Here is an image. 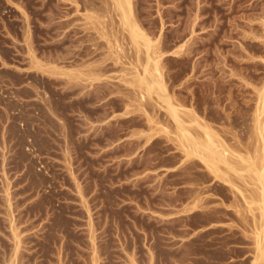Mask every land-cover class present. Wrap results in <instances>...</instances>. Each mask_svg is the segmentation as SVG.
Returning a JSON list of instances; mask_svg holds the SVG:
<instances>
[{
    "label": "rangeland",
    "instance_id": "1",
    "mask_svg": "<svg viewBox=\"0 0 264 264\" xmlns=\"http://www.w3.org/2000/svg\"><path fill=\"white\" fill-rule=\"evenodd\" d=\"M108 3L0 0V264H251L250 180L230 173L242 192L186 157L128 83L141 63ZM133 3L174 102L261 154L264 0Z\"/></svg>",
    "mask_w": 264,
    "mask_h": 264
},
{
    "label": "bare ground",
    "instance_id": "2",
    "mask_svg": "<svg viewBox=\"0 0 264 264\" xmlns=\"http://www.w3.org/2000/svg\"><path fill=\"white\" fill-rule=\"evenodd\" d=\"M108 2H109L108 4L110 5L109 7H111V9H113V11L115 12V15L117 16L116 17L117 23L120 27L121 32H123V33L125 32L128 36V39L130 40V44L129 43H127V44H129L130 46L132 45L136 49V51H135V52H137L136 53L137 54L136 60L138 61V64H139V62L141 63V64H139L141 68H139L138 67L139 65H137L135 73L133 74L131 81L128 82L129 81V79H128L127 82L131 83V84H136L138 86V87L136 86L135 88H139V91H140L139 94H141L142 100L147 99V98L154 99L155 102L158 104L157 105L158 107L160 106V108L165 109V111H167V113H169L168 116L170 115V117L172 118L171 120L173 121V123L175 125V129H176L174 131L175 132L174 136L177 139L179 147H181L183 149V152H185L184 154H186V157H189V158L197 157V158H199L202 161V163L206 165L207 169H209V171H210L209 173L212 172L213 175L216 176V178L224 179V181L227 182L228 184H230L231 187H234L238 190H240L241 188H240V186H238V183H236V181L233 180L234 175H236L237 177H240L244 180H246L247 178H248V180H250V181H246V184L247 183L250 184L249 187H250V190L252 188V190H251L252 194L251 195L253 197L250 194L247 195L248 197L246 195H244V199H245L246 203L249 205V207L251 208V211H252V208L256 205L255 206L256 208L254 207L253 211L251 212V214L253 216V220H254L253 224L255 225V227H253V228H255L254 234H252V235H254L255 257H254V260H252L251 264H264V119H263L264 117L263 118L261 117L264 114V91H262V93L260 92L261 94L259 96L260 97L259 103L261 105H258V106L256 105L257 106L256 107L257 109L255 111L256 115L254 114V116H256L254 119L255 120V127H254L255 130L253 128V131H255L257 133V135L256 134L255 135L260 137V139L262 138V140H263V141H260L261 144H263V145H261L262 147L259 145L262 148V153L253 155V154H251V152L250 153L247 152V154H244L241 152L242 150L236 151L235 149L237 148V145H236V148L234 147L235 148L234 149L233 146H231L232 143L230 145L228 142L225 141L226 138L223 140V138H221L220 135H219L220 137H218L219 133H216L217 135L215 134L216 131L214 132V130H213L214 127L212 128V126H210L209 123L204 121L205 119L201 120L198 118V115L196 116L193 113V112H195V111H192L194 109V107H193V109H190V110L186 109L185 110V109H183V107L181 108V106H182L181 104L178 105L177 103L174 102L175 100H173L172 95H170V93L167 90L168 88L166 86L164 76L162 73V69H161L162 68V66H161L162 61L161 60H162V58L164 59V57H165V56H163L164 52H162L163 49H162V46L160 45V42L162 44V41L160 39L161 36L157 37L158 39L155 38V40L153 38H151V36L149 35L150 32L148 33L144 29V27H143L144 23L142 22L143 23V25H142V23L139 20L140 19L139 14H142L143 12L140 13L141 11H138L139 14H137L133 0H108ZM221 4H223V3H221ZM198 5H199V3H198ZM138 9H140V8H138ZM89 17H91V16H89ZM151 21H153V20L151 19ZM162 23L163 22H161V24ZM163 29L161 28V32ZM117 31H118V28H117ZM250 34H251V32H250ZM122 36H123V34H122ZM127 36H126V38H127ZM261 36H260V38H261ZM253 37H255V36H253ZM250 38H251V36H250ZM262 39H264V37ZM124 40H126L125 37H124ZM126 41H128V40H126ZM162 45L164 46V44H162ZM183 45H184V43H183ZM179 50H180V48H179ZM176 51L179 52L178 50H176ZM142 52L144 53L143 54L144 57H143V55L141 57ZM177 52L174 51V53H177ZM135 64L133 65V67H135ZM37 66H40V64H37ZM96 79H98V77ZM131 84H130V86H132ZM137 92H138V89H137ZM174 96H175V93H174ZM256 97H257V95H256ZM145 104H147V103H145ZM151 119H153V118L151 117ZM252 120H253V118H252ZM156 122H158V121H156ZM158 124H160V123H157V125ZM155 130H156V128H155ZM167 134H168V132H167ZM170 135L171 134H169V137H170ZM231 137H234V136H231ZM253 138L256 139L255 137H253ZM236 139H238V138H236ZM237 141H239V140H237ZM259 148L257 147L258 150H259ZM239 150H240V148H239ZM255 152L257 153V151H255V149H254V153ZM231 172H232V174L235 173L233 175V178H231V176H232L230 174ZM242 192H243V190H242ZM246 193H247V191H246ZM248 193H249V191H248ZM248 198H249V200H248ZM208 199H210V198H208ZM225 207H226V205H225ZM212 211H213V209H212ZM257 211H258V213H256ZM181 215H182V213H181ZM15 232H17V231H15ZM249 237H250V235H249Z\"/></svg>",
    "mask_w": 264,
    "mask_h": 264
},
{
    "label": "built area",
    "instance_id": "3",
    "mask_svg": "<svg viewBox=\"0 0 264 264\" xmlns=\"http://www.w3.org/2000/svg\"><path fill=\"white\" fill-rule=\"evenodd\" d=\"M9 95L8 89H7V85L6 83L2 80V78L0 77V101H2V99L7 98ZM20 107L16 110V114H18L19 111H21V108H24L22 105V103H20ZM4 105L2 103H0V113L3 110ZM13 114V111H11ZM19 126L22 129H25L28 125L27 122L25 120H19L18 121ZM3 128V127H2ZM31 150L33 149L32 145L27 146V149L29 150L30 148Z\"/></svg>",
    "mask_w": 264,
    "mask_h": 264
}]
</instances>
